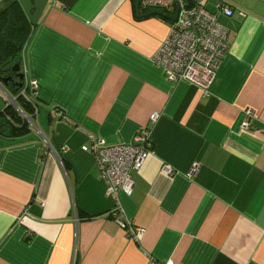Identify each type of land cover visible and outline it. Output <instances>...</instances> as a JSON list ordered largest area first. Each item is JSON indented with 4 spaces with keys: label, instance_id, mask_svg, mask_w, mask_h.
Listing matches in <instances>:
<instances>
[{
    "label": "crops",
    "instance_id": "crops-1",
    "mask_svg": "<svg viewBox=\"0 0 264 264\" xmlns=\"http://www.w3.org/2000/svg\"><path fill=\"white\" fill-rule=\"evenodd\" d=\"M205 8L228 43L207 94L153 62L172 21L163 10L47 0L36 23L26 16L27 107L6 103L31 122L0 134V264H264V0ZM7 94L0 82V115ZM140 131L152 153L132 171L131 194H117L144 229L134 241L108 215L115 201L82 147Z\"/></svg>",
    "mask_w": 264,
    "mask_h": 264
},
{
    "label": "built area",
    "instance_id": "built-area-1",
    "mask_svg": "<svg viewBox=\"0 0 264 264\" xmlns=\"http://www.w3.org/2000/svg\"><path fill=\"white\" fill-rule=\"evenodd\" d=\"M138 5L145 11L160 9L168 15H173L177 6L176 17L170 22L168 34L153 54L152 60L163 69L167 79L192 83L207 94L228 47L227 29L218 22L216 14L205 8V0H139ZM217 8L226 15L232 13L231 7L223 2H219ZM31 88L35 93V80L31 81ZM20 91L23 94V89ZM17 111L22 113L18 108ZM23 118L27 120L26 115ZM157 118L156 112L150 116L153 124ZM246 125V122H242L243 127ZM67 149L66 145H60L57 151L66 152ZM82 149L95 157L100 177L105 181V195L115 201L108 215L124 230L128 239L136 241L144 229L124 215L117 194L118 191L131 194L134 184L132 171L139 169L153 150L150 132L134 134L129 143L109 144L103 139L91 137V144ZM58 159L61 163L60 154ZM161 171L169 174L172 169L164 164ZM159 264L174 263L167 260Z\"/></svg>",
    "mask_w": 264,
    "mask_h": 264
},
{
    "label": "trees",
    "instance_id": "trees-1",
    "mask_svg": "<svg viewBox=\"0 0 264 264\" xmlns=\"http://www.w3.org/2000/svg\"><path fill=\"white\" fill-rule=\"evenodd\" d=\"M32 24L27 19L18 0H11L0 8V79L11 74V67L20 63V53L29 37ZM4 87L12 95H17L18 106L27 107V102L19 91L21 88L12 86L9 81ZM16 101V102H17ZM12 105H6L0 115V134L15 133L28 126L23 115L14 110Z\"/></svg>",
    "mask_w": 264,
    "mask_h": 264
},
{
    "label": "water",
    "instance_id": "water-1",
    "mask_svg": "<svg viewBox=\"0 0 264 264\" xmlns=\"http://www.w3.org/2000/svg\"><path fill=\"white\" fill-rule=\"evenodd\" d=\"M18 1L21 5L23 11L25 12L26 16L30 20V22L36 23L38 18L42 14L43 6L45 5L47 0H18ZM133 4L135 6V9H136V12L138 15H142V16L143 15H153V14L160 15V16L166 15L160 9H150V10L146 11L145 13L141 14V13H139V8H138L139 0H133ZM32 11H33V13H31ZM176 12H177V6L175 8L174 14L169 16V18L172 20L175 19ZM11 71L13 73H15V76L18 78V81L16 83L12 82V85L16 86L17 88H21L23 86V83H24V74H23V72L20 71L19 64L15 63L14 65H12ZM8 81H12V78L10 76L3 77L0 79V82L3 84H6ZM11 101L14 102V104H15V100L13 98L11 99Z\"/></svg>",
    "mask_w": 264,
    "mask_h": 264
},
{
    "label": "rangeland",
    "instance_id": "rangeland-1",
    "mask_svg": "<svg viewBox=\"0 0 264 264\" xmlns=\"http://www.w3.org/2000/svg\"><path fill=\"white\" fill-rule=\"evenodd\" d=\"M11 0H0V8H2L3 6H5V4L7 3V2H10ZM211 1V0H210ZM220 2V1H219ZM219 2H217V4L219 3ZM221 2H223V1H221ZM225 3V2H224ZM210 4V2L208 3V5ZM217 4H216V6H217ZM229 16V15H228ZM7 97V95L6 96H3V100H4V104H7V103H9L10 101L6 98ZM10 99H11V97H10ZM7 102V103H6ZM16 102V101H15ZM2 106H3V104H2ZM15 107V106H14ZM18 107V106H17ZM18 113H20V114H23V113H21L20 111L18 112ZM27 114V113H26ZM26 114H23V115H26ZM27 116V121L28 122H31V119H29V117L28 116H30L29 114H27L26 115Z\"/></svg>",
    "mask_w": 264,
    "mask_h": 264
},
{
    "label": "flooded vegetation",
    "instance_id": "flooded-vegetation-1",
    "mask_svg": "<svg viewBox=\"0 0 264 264\" xmlns=\"http://www.w3.org/2000/svg\"><path fill=\"white\" fill-rule=\"evenodd\" d=\"M12 78V81H9V83L12 85L13 83H16L18 81V78L15 76V73L11 72V74L9 75ZM13 86V85H12ZM16 87V86H14ZM17 88V87H16ZM11 94V93H10ZM19 94H21L24 98H25V94L23 92V94L21 93V91H19ZM12 97L14 98L15 101H17V95H12Z\"/></svg>",
    "mask_w": 264,
    "mask_h": 264
}]
</instances>
